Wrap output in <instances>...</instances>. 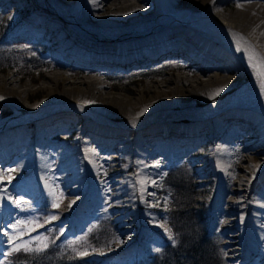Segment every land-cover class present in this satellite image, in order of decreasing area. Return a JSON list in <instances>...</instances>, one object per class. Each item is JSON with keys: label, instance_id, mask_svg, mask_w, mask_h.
Wrapping results in <instances>:
<instances>
[{"label": "bare ground", "instance_id": "1", "mask_svg": "<svg viewBox=\"0 0 264 264\" xmlns=\"http://www.w3.org/2000/svg\"><path fill=\"white\" fill-rule=\"evenodd\" d=\"M19 1L0 0V7L8 2L6 9L0 11L1 16L12 10L23 12ZM228 1L234 4V10L228 8ZM38 2L39 20L30 15L21 23L31 24L29 32L45 29L48 40L45 50L51 53L47 68L56 69L58 64L52 60L64 59L65 62L87 65L88 69L95 68V71H86L84 76L77 74L73 81L66 72H52L47 78L50 85L43 87L50 91L52 100L44 107L25 105L32 92L30 84L20 90L12 78L0 77V103H16L26 108L25 113H18L0 123V174H3L0 228L7 229L0 232V247L8 240L7 235L12 236L13 226L19 220L21 208L16 199L17 194L23 192V184L17 176L20 170L37 164V177L42 187L54 196L56 192L51 191L47 180L55 183L54 187L61 185V191L56 190L59 203L74 210L93 209L104 200V192L111 193L104 201L106 206L110 203V218L115 216L114 221L121 222L119 224L130 223L129 214L112 215V212L121 213L122 210L121 205H116L122 197L113 193L118 194L123 186L138 182L141 202L148 205V200L157 199L151 193L155 189L152 181L160 180L167 159L175 153L188 156L187 152L201 142H198L201 136L207 135L208 140L218 147L215 169L219 176L218 196L213 213L217 237L226 242L227 253L236 258L250 261V256L257 255L259 249L264 253V78L250 66L249 59L254 56L257 65L264 61V0ZM57 23L64 25V30L71 34L70 42H60L61 33H53L58 28ZM168 56L182 58L173 59L170 64L185 73L165 74L162 81L147 83L132 98L110 93L108 85L101 81L102 77H97L101 68L111 67L119 71L135 65L146 68ZM188 62L192 64L191 69H186ZM250 75L256 77L255 85L242 87V77L248 79ZM61 83L66 85L62 92L56 93L54 88ZM237 90L231 101L205 106L195 112L201 116L199 119L191 122L183 119L182 122L187 123L185 126L178 125L179 121L160 120L170 111H189L198 105L199 100L208 102ZM69 105L96 117L92 124H85L81 132L97 134V140L108 155L104 165L91 159L96 153L85 149V141L80 137L77 142L82 143V152L78 155L73 150L69 152L66 146H58L55 150L58 156L56 166L51 169L50 161L44 159L46 144L42 140V129L36 133L35 152L13 160L12 154L20 152L21 145L31 133L24 129L25 123L38 122L43 127L48 124L44 123L45 120L49 119L50 124L43 127L45 130L51 131V127L60 129L57 116L67 110L63 107ZM119 115L128 116L127 125H137L139 132L135 146L138 170L136 176L128 180L121 179L124 173L122 152L127 143L122 137L128 129L112 124ZM225 159L231 162H226L230 164L228 169L224 165ZM113 169L120 171L112 174ZM105 170H109L108 174ZM96 176L102 177L101 181L96 180ZM89 191L93 192V200L86 201ZM143 220L145 229L151 234L140 236L152 243L157 234L152 230L158 227L150 226V222L157 224V217L145 212ZM70 223L69 230L87 224L88 219L76 215L72 216ZM135 232L136 225L125 229L119 243H115L113 253H122L129 248L133 241L131 235Z\"/></svg>", "mask_w": 264, "mask_h": 264}, {"label": "rangeland", "instance_id": "2", "mask_svg": "<svg viewBox=\"0 0 264 264\" xmlns=\"http://www.w3.org/2000/svg\"><path fill=\"white\" fill-rule=\"evenodd\" d=\"M7 3L5 2L0 7V11L6 9ZM18 4L21 9H24L23 12L8 11L4 17L0 14V77L12 78L13 81H16V88L20 90L24 89L26 84H30L32 92L25 105L44 107L52 100L50 91L46 88L43 89L44 86L50 85L47 78L52 72H66L73 81L74 77L84 76V72L95 71V68L88 69L87 65H79L77 62H65L64 59H61L60 61L52 60L53 63L56 62L58 64L56 69H48L47 61L51 59V53L45 50V45L48 43L47 38H45V34L47 33L43 31L45 29H36L34 32H29L31 24L21 23L24 17L30 15L39 20L36 10L39 2L38 0H20ZM227 4L228 8L231 9L230 11L235 9L234 4H231L230 1ZM57 27L53 33H61L60 42H70L72 36L67 30H64V25L57 23ZM38 30L43 33L38 32ZM173 59L182 60V58L168 56L163 60L160 59L158 62H155V66L149 65V67L140 68L135 65L132 68H126L121 71L116 68L106 67L98 71L97 77H102L101 81L108 85L110 93L114 95H126L132 98L147 83L162 81L164 76L171 73H185L183 69L179 70L175 68V64H170ZM189 63L186 69L192 68V64ZM250 76L248 79L242 77V87L251 88L255 85L254 81L256 77ZM59 85L54 88L56 93L57 91L59 93L62 92L66 84L61 83ZM237 93L238 90L229 96H222L208 102L199 100L198 105L189 108V111L185 109L173 110L168 112L165 118H160V120L167 121L170 119L171 122L179 121L178 125L185 126L187 123H183V119L188 122L195 121L201 117L197 116L195 112H200L205 106H215L229 102ZM6 96L9 97L10 95L7 94ZM74 106L63 107V109L67 110L57 116L60 129L51 127V131L45 130L43 127L50 124L51 120L49 119L45 120L44 123L48 124L43 125V127L38 122L25 123L24 129L30 130L31 133L21 145L20 152L12 154L13 160L29 156L35 152L36 133L39 129H42V140L47 147H45L44 159L50 161L51 169L56 166L55 161L58 158L56 154L58 146H66V149L70 150L69 152L74 151V154L79 155L82 152V143L77 142L80 137L85 141V146L83 147L96 153V156L91 159L100 165H104L105 156L108 155H105L107 152L105 151L106 148H103L100 144L101 142L97 140V134H93V132L83 134L81 132L82 127L85 124H92L96 117L88 114L86 110H79L77 106ZM25 112L26 108H21L16 103H0V123L18 113ZM114 120L115 123L113 122ZM128 120V116L126 115H119L117 119L112 120V124L128 129L122 137L127 140V143L124 152H122L124 159L121 167L124 173L121 179L125 177L126 180L134 178L138 170L135 146L136 140L139 138V132L137 131V125H127ZM96 129L99 130V127H96ZM67 135H70L69 139H67ZM198 142L200 143H197L198 145L195 148L193 147V150L187 152L188 154L186 155L188 156L175 153V156L172 154L167 159V165L165 164V169L162 172V176H160V180L158 182L152 181V183H155V189L151 193L156 195L155 199H157L148 200V205L145 206L141 202L142 196L138 182L133 186L132 184L129 187L123 186L121 192L118 194L113 193L114 196L120 195L122 197L120 202H116V205L122 206V210L121 213L120 211L112 212V215L113 213L116 215L129 214L132 223L119 224L121 222L114 221L115 216L110 218V203L108 207L104 201L107 199L106 195L110 197L111 193L108 195L107 192H104V200L93 209L75 208L74 210V208L64 203H59L60 198L57 195V191H61V185L54 187L55 183L52 184V182L47 180L51 191L56 192L54 196L42 187L37 177V164L34 163L32 166L20 170L17 172V176L18 181L23 184V192L17 194L16 200H21V212L19 213V220L15 224L16 230L12 231V236L7 235L8 240L0 247V264H31L33 261H35V264H152L154 261L157 263L158 259L170 257V252H173L176 247L177 253L180 254L178 244L183 234L177 235L174 222L179 220V210H181V203L185 199L189 200L192 205L194 218L198 222L196 226L200 225L203 228L202 230L199 227L202 231V235H199L201 240L210 241L209 246H205V249L203 248L204 251L210 248L219 264H264V253L261 252V249H259L257 255L250 256V261H245L242 258L229 255L225 248L226 242H221L218 239L213 215L217 208L216 198L218 196L219 176L215 172L218 162V147H216L215 142L208 140L207 135H202ZM53 153L55 154L54 156ZM112 154H115V152ZM227 159L224 160L226 169L231 164ZM102 171H104V168H102ZM105 171L108 174L109 170ZM119 171L120 169L117 172L113 169L112 174L119 173ZM87 176L89 177L88 174ZM95 178L100 181L102 179V177L97 176ZM105 190L106 188L103 189V191ZM92 197L93 192L89 191L86 201L93 200ZM54 203H58L59 206L54 207ZM145 212H151L158 220L157 224H152L153 222H150L151 225L149 224L150 226L158 227V229L152 230L157 232L154 235L155 238L152 243L142 239L140 236L143 233L151 234V231L148 232L146 230L147 227L144 224L143 215ZM76 215L88 219V223L72 227L69 230L68 226L71 224L72 216ZM59 223H61L60 226H57ZM131 225H136L135 235H131V239L133 240L131 245L122 253H113L115 251L114 245L115 243H119L121 233L125 229L132 227ZM165 228L169 229L170 232H166ZM6 230L5 227L0 228L1 233ZM170 234L175 243H173V239H169ZM185 235L188 239L192 237V233H186ZM10 237L12 238L11 241ZM12 241L15 242V246H20L19 251L13 250L14 244ZM24 246H27L30 250L25 251ZM44 252H48V255H41ZM180 256L185 260L186 254L184 255V252Z\"/></svg>", "mask_w": 264, "mask_h": 264}, {"label": "trees", "instance_id": "3", "mask_svg": "<svg viewBox=\"0 0 264 264\" xmlns=\"http://www.w3.org/2000/svg\"><path fill=\"white\" fill-rule=\"evenodd\" d=\"M192 201L194 202V200ZM181 206L182 208L181 210H179V220L174 223L177 235H180V233L183 234L182 238L179 241L178 247L180 248V254L184 252V255L186 254V258L185 260L184 258H181L180 254L177 253L176 247L174 248L173 252H170V257L158 259L159 261L157 263L156 261H154L152 264H219L218 260L210 251V248L209 250L207 249L206 251H204V247L209 246L210 241L206 242L201 240L199 235H202V231L199 229V227L202 230L203 228L200 225L196 226V223L198 222L194 218L192 205L190 204L189 200L185 199L181 203ZM193 225L195 226V229ZM186 233H192V239H188L186 235L184 236V234ZM41 255L47 256L48 252L41 253ZM33 263L35 264V261H33ZM80 263H82V261H80Z\"/></svg>", "mask_w": 264, "mask_h": 264}, {"label": "snow or ice", "instance_id": "4", "mask_svg": "<svg viewBox=\"0 0 264 264\" xmlns=\"http://www.w3.org/2000/svg\"><path fill=\"white\" fill-rule=\"evenodd\" d=\"M238 50H240V49H238ZM249 59H250V66H252V67L254 68V70H257V71L259 72V75H260L262 78H264V61H261V62L257 65L256 63H254V60H255V57H254V56H250ZM219 91H222V89H220ZM217 94H218V92H217ZM10 171H14V170H10ZM2 180H3V174H0V182H2ZM16 203L19 205L21 202H20V201H17ZM53 206H54V207H58L59 204H58V203H54ZM13 230H14V231L16 230V226H15V225L13 226ZM165 231H166V232H170V230L167 229V228H165ZM9 239H10V241L12 240L11 237H10ZM169 239H173V237L171 236V234L169 235ZM12 242H13V244H14V248H13V250H14V251H19V250H20V246H15V242H14V241H12ZM173 243H175V240H174V239H173ZM24 250H25V251H28V250H30V249H28L27 246H24Z\"/></svg>", "mask_w": 264, "mask_h": 264}]
</instances>
